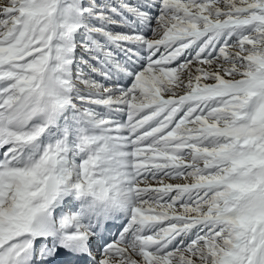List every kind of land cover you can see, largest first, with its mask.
Returning <instances> with one entry per match:
<instances>
[{
    "label": "snow or ice",
    "instance_id": "snow-or-ice-1",
    "mask_svg": "<svg viewBox=\"0 0 264 264\" xmlns=\"http://www.w3.org/2000/svg\"><path fill=\"white\" fill-rule=\"evenodd\" d=\"M0 264H264V0H0Z\"/></svg>",
    "mask_w": 264,
    "mask_h": 264
}]
</instances>
